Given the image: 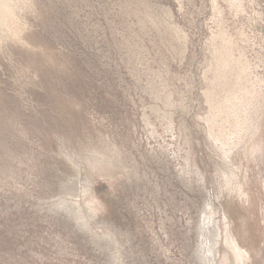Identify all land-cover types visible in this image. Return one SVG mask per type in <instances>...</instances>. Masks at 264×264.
Returning <instances> with one entry per match:
<instances>
[{"label":"rangeland","instance_id":"1","mask_svg":"<svg viewBox=\"0 0 264 264\" xmlns=\"http://www.w3.org/2000/svg\"><path fill=\"white\" fill-rule=\"evenodd\" d=\"M0 5V264H264V0Z\"/></svg>","mask_w":264,"mask_h":264},{"label":"bare ground","instance_id":"2","mask_svg":"<svg viewBox=\"0 0 264 264\" xmlns=\"http://www.w3.org/2000/svg\"><path fill=\"white\" fill-rule=\"evenodd\" d=\"M0 8H1V9H4V8H3V5H0ZM230 97H231V96H230ZM224 100H225V99H224ZM238 100H239V99H238ZM235 107H236V106H235ZM213 114H214V113H213ZM213 116H214V115H213ZM230 243H231V242H230ZM232 248H233V247H232ZM234 250L236 251V253H237V255H238V251H237V249L234 248ZM241 264H242V263H241Z\"/></svg>","mask_w":264,"mask_h":264}]
</instances>
